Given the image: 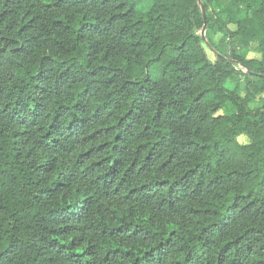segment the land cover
I'll use <instances>...</instances> for the list:
<instances>
[{"label": "trees", "instance_id": "trees-1", "mask_svg": "<svg viewBox=\"0 0 264 264\" xmlns=\"http://www.w3.org/2000/svg\"><path fill=\"white\" fill-rule=\"evenodd\" d=\"M150 1L0 0V264H264V0Z\"/></svg>", "mask_w": 264, "mask_h": 264}, {"label": "rangeland", "instance_id": "rangeland-1", "mask_svg": "<svg viewBox=\"0 0 264 264\" xmlns=\"http://www.w3.org/2000/svg\"><path fill=\"white\" fill-rule=\"evenodd\" d=\"M142 7H150L151 1L150 0H142L141 2ZM230 28H233V25H229ZM204 28L201 27V29H198V32L202 34V30ZM205 48L207 50V53L211 60L217 61L221 60V55H228L230 56L232 54L231 50V43L228 40V36L225 34L223 30L218 28L216 25H213L210 27L208 24L206 26L205 31ZM260 57L259 54L250 53L248 58H256ZM238 88L242 94L245 93V81L238 82ZM262 96H264V92L262 93ZM263 100H253L250 103L251 107H259L262 105ZM225 112L227 114H232V110L226 109ZM239 140L243 143L248 141V138L246 136H240Z\"/></svg>", "mask_w": 264, "mask_h": 264}, {"label": "water", "instance_id": "water-1", "mask_svg": "<svg viewBox=\"0 0 264 264\" xmlns=\"http://www.w3.org/2000/svg\"><path fill=\"white\" fill-rule=\"evenodd\" d=\"M202 11H203V18H204V28L202 30V36L203 38H205V31H206V26H207V13H206V9L204 6H202Z\"/></svg>", "mask_w": 264, "mask_h": 264}]
</instances>
